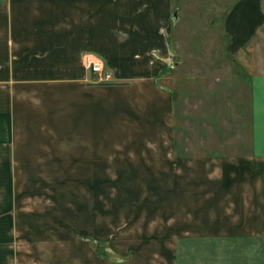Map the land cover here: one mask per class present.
Here are the masks:
<instances>
[{
    "label": "crops",
    "instance_id": "crops-1",
    "mask_svg": "<svg viewBox=\"0 0 264 264\" xmlns=\"http://www.w3.org/2000/svg\"><path fill=\"white\" fill-rule=\"evenodd\" d=\"M168 7L0 0V264L43 263L46 233L67 232L68 211L74 231L93 238L100 183L138 193L150 185L159 201L164 193L180 201L185 191V209L172 208L169 226L186 211L194 233L172 238V264H264V0H234L222 20L250 90L249 143L189 161L176 154L171 91L153 57L165 48ZM86 53L102 59L112 81L84 68ZM162 215L161 207L153 223ZM79 251L81 264H98L96 246Z\"/></svg>",
    "mask_w": 264,
    "mask_h": 264
},
{
    "label": "rangeland",
    "instance_id": "rangeland-1",
    "mask_svg": "<svg viewBox=\"0 0 264 264\" xmlns=\"http://www.w3.org/2000/svg\"><path fill=\"white\" fill-rule=\"evenodd\" d=\"M233 1L168 0L170 7L165 9L168 29L165 48L153 57L164 67L163 82L171 91L173 140L182 161H189L188 156L232 155L234 145L247 144L250 140L245 124L249 117L250 90L227 51L228 38L222 26ZM202 147L207 149L204 151ZM141 186L138 193L132 185L100 183L95 238L74 231L75 216L68 211L64 216L68 231L59 233L56 229L46 233L50 245L44 248V262L36 264H55L57 257L59 264H79L84 249L77 252V246L87 243L99 249L98 264H172L168 258L172 254V238L194 233L187 229L184 210L176 229L170 230L169 226L172 208L180 211L184 206L185 209L186 193L180 192L183 197L180 201L164 193L159 201L153 194L155 189L147 185L145 190ZM168 186L165 184L164 188ZM124 188L134 189V195L127 198L130 194ZM161 207L163 221L154 224L153 214ZM141 212H146L150 219ZM157 239L164 242L163 247L156 246ZM142 241L147 243L144 248L140 247ZM131 248L136 252L128 259L126 253ZM156 253L162 255L161 260L155 258Z\"/></svg>",
    "mask_w": 264,
    "mask_h": 264
},
{
    "label": "built area",
    "instance_id": "built-area-1",
    "mask_svg": "<svg viewBox=\"0 0 264 264\" xmlns=\"http://www.w3.org/2000/svg\"><path fill=\"white\" fill-rule=\"evenodd\" d=\"M82 63L84 68L97 78L98 82L103 83L112 80V76L106 71L103 61L95 55L84 54Z\"/></svg>",
    "mask_w": 264,
    "mask_h": 264
}]
</instances>
